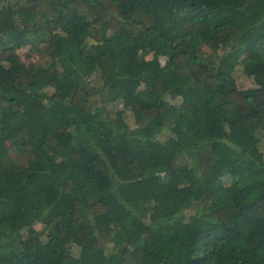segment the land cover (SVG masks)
<instances>
[{"label":"trees","instance_id":"obj_1","mask_svg":"<svg viewBox=\"0 0 264 264\" xmlns=\"http://www.w3.org/2000/svg\"><path fill=\"white\" fill-rule=\"evenodd\" d=\"M0 264H264V0H0Z\"/></svg>","mask_w":264,"mask_h":264},{"label":"rangeland","instance_id":"obj_2","mask_svg":"<svg viewBox=\"0 0 264 264\" xmlns=\"http://www.w3.org/2000/svg\"><path fill=\"white\" fill-rule=\"evenodd\" d=\"M71 42H72V38L62 37V36H60L59 38L60 46L63 49H66ZM237 81L244 89H249L254 86L253 83L250 80H247L246 78L239 77ZM238 133H240V131H238ZM120 178H121V186L123 188H130L133 189L134 191H138V190L147 191L148 188H150L155 183H157L156 177L144 178L142 180L131 183L127 181L125 177V172L123 171L121 172ZM95 241H96L95 236L89 230H85L81 232L76 237V242L84 248L93 246Z\"/></svg>","mask_w":264,"mask_h":264}]
</instances>
